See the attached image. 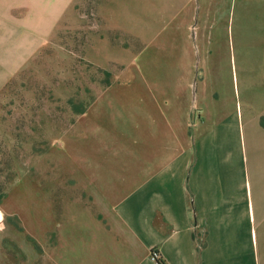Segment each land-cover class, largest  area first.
Listing matches in <instances>:
<instances>
[{"label":"crops","instance_id":"obj_1","mask_svg":"<svg viewBox=\"0 0 264 264\" xmlns=\"http://www.w3.org/2000/svg\"><path fill=\"white\" fill-rule=\"evenodd\" d=\"M49 4L0 0L3 59L17 65L41 38L38 16ZM199 7L181 0L168 9L172 19L138 58L132 88L96 105L105 114L92 116L84 152L68 169L83 200L35 264H264V104L239 117L231 94L203 86L194 38L205 28H189ZM153 43L165 49L155 59Z\"/></svg>","mask_w":264,"mask_h":264},{"label":"rangeland","instance_id":"obj_2","mask_svg":"<svg viewBox=\"0 0 264 264\" xmlns=\"http://www.w3.org/2000/svg\"><path fill=\"white\" fill-rule=\"evenodd\" d=\"M50 1L38 16L45 32L32 38L17 65L2 58L0 43V76L14 67L0 86V264H35L52 247L69 207L83 200L68 169L84 152L92 116L105 114L96 105L132 88L138 58L165 33L168 9L181 0H59L54 15L57 0ZM190 3L200 7L189 28H205L198 38L206 43L199 46L197 33L194 38L203 86L231 94V103L222 97L239 117L248 107L258 109L264 104V0ZM30 20L38 30L40 23ZM153 45L155 59L165 49Z\"/></svg>","mask_w":264,"mask_h":264},{"label":"built area","instance_id":"obj_3","mask_svg":"<svg viewBox=\"0 0 264 264\" xmlns=\"http://www.w3.org/2000/svg\"><path fill=\"white\" fill-rule=\"evenodd\" d=\"M151 255H152L153 258H157L158 257V253H156V251H154V250L152 251Z\"/></svg>","mask_w":264,"mask_h":264},{"label":"trees","instance_id":"obj_4","mask_svg":"<svg viewBox=\"0 0 264 264\" xmlns=\"http://www.w3.org/2000/svg\"><path fill=\"white\" fill-rule=\"evenodd\" d=\"M153 251V250H152Z\"/></svg>","mask_w":264,"mask_h":264}]
</instances>
